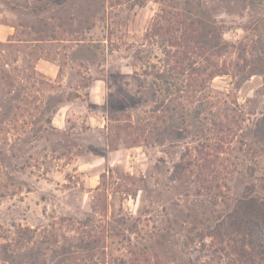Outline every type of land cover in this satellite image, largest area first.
I'll return each mask as SVG.
<instances>
[{"label":"rangeland","instance_id":"1","mask_svg":"<svg viewBox=\"0 0 264 264\" xmlns=\"http://www.w3.org/2000/svg\"><path fill=\"white\" fill-rule=\"evenodd\" d=\"M263 127L264 0H0V264H229L209 232L264 200Z\"/></svg>","mask_w":264,"mask_h":264},{"label":"trees","instance_id":"2","mask_svg":"<svg viewBox=\"0 0 264 264\" xmlns=\"http://www.w3.org/2000/svg\"><path fill=\"white\" fill-rule=\"evenodd\" d=\"M152 24H156L155 31L158 32L165 27L166 32H171L177 29L175 24H191L199 25L203 24L200 20L190 21L182 17L181 12H175V10L161 11L157 13L153 18ZM157 24H167L157 25ZM191 27V28H190ZM191 32L197 31V28L190 26ZM186 31V29H185ZM201 34V35H200ZM204 36L206 40L207 32L196 33L193 36H183L181 34L179 38L181 40L193 41V44L198 45L200 43V36ZM205 40L203 43H206ZM217 43L213 44L212 47H217ZM216 71L211 72L210 75H215ZM264 130V127H263ZM183 171L181 163H177L173 168V174L175 172ZM180 171V172H181ZM28 228L21 229V238L18 241V245H21L25 241L28 235ZM209 235L215 239L221 253L225 254L228 258L229 264H264V200L261 197L253 195L251 188L246 190L245 193L234 201L228 212L222 215L217 220L213 228L210 230ZM51 236V235H50ZM25 237V238H24ZM89 241L84 238L83 235L78 236L77 239L80 241L77 247H90L91 249L99 248L101 244V237L98 234L90 235ZM52 241H56V237L51 238ZM69 239V238H68ZM94 243L92 246L91 244ZM98 244V245H97ZM102 247V246H101ZM101 249V248H99ZM85 251L87 249L84 248ZM88 250V251H89ZM78 253L84 260L88 258L92 264L99 263L97 260L99 257H95L94 253H83L82 250H71L70 247L65 250L64 253ZM103 250L101 249V253ZM104 259V258H103ZM100 264H105L104 260ZM109 264H112L109 263Z\"/></svg>","mask_w":264,"mask_h":264},{"label":"crops","instance_id":"3","mask_svg":"<svg viewBox=\"0 0 264 264\" xmlns=\"http://www.w3.org/2000/svg\"><path fill=\"white\" fill-rule=\"evenodd\" d=\"M100 87V84H98V81H93V83L89 86V95L93 98V91L97 90V88ZM71 107V104L68 105H62L57 109V111L54 114L53 121H55V125L58 128H62L64 125V115L67 114V110Z\"/></svg>","mask_w":264,"mask_h":264}]
</instances>
